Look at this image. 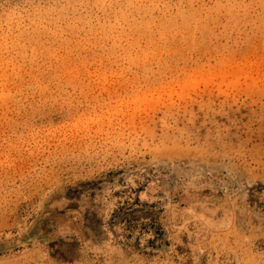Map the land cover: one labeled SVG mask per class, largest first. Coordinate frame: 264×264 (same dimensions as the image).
I'll return each instance as SVG.
<instances>
[{
    "label": "rangeland",
    "instance_id": "1",
    "mask_svg": "<svg viewBox=\"0 0 264 264\" xmlns=\"http://www.w3.org/2000/svg\"><path fill=\"white\" fill-rule=\"evenodd\" d=\"M0 264H264V0H0Z\"/></svg>",
    "mask_w": 264,
    "mask_h": 264
}]
</instances>
